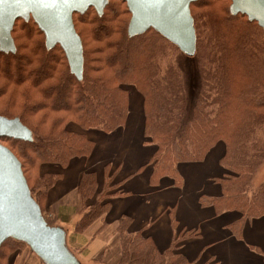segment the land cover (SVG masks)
<instances>
[{"label":"trees","instance_id":"obj_1","mask_svg":"<svg viewBox=\"0 0 264 264\" xmlns=\"http://www.w3.org/2000/svg\"><path fill=\"white\" fill-rule=\"evenodd\" d=\"M118 1L128 12L119 14L109 2L103 16L93 8L92 18L90 10L74 16L84 50L82 80L71 73L60 46L47 49L45 35L33 20L17 21L20 36L17 25L12 33L16 53L0 51V116L19 119L33 141L2 138L0 142L21 162L32 197L44 214L48 196L65 170L74 160L94 153L96 144L87 133L109 135L126 127L131 92L136 91L142 99L145 144L155 148L143 166L152 168V184L169 178L180 186V165L202 163L223 144L224 176L217 180L222 196H203L201 204L213 207L218 216L238 213L240 218L230 230L243 239L246 224L264 217V181L255 186L264 166V30L247 16L232 15L230 7L217 6L221 0H197L191 5L199 91L192 119L183 127L188 91L177 62L180 49L154 29L130 37L131 14L126 2ZM105 175L101 189L96 173L82 175L76 193L84 213L75 225L76 236L100 222L95 236L109 227L104 218L112 200L122 196L124 182L116 184L107 170ZM132 224V219L123 217L115 228L120 241L117 264H190L180 247L198 231L180 233L161 252L143 231L132 232ZM21 245L28 247L14 239L4 242L0 264H14ZM261 253L264 258V250Z\"/></svg>","mask_w":264,"mask_h":264},{"label":"crops","instance_id":"obj_2","mask_svg":"<svg viewBox=\"0 0 264 264\" xmlns=\"http://www.w3.org/2000/svg\"><path fill=\"white\" fill-rule=\"evenodd\" d=\"M130 100L131 110L134 108L135 112L132 116L130 110L126 127L109 135L88 132V138L96 144L89 158L74 160L65 172L58 168L47 170L64 172L63 179L48 196L47 207L73 196L84 173H96L101 189L107 170L109 176H115L116 184L124 182L122 196L112 200L111 209L104 218L114 232L120 220L128 217L133 220L132 232L143 231L161 252H165L180 233L194 230L198 231V236L180 247L190 264H264L261 253L264 250V217L246 224L243 239H239L230 230L240 218L238 213L218 216L213 207L201 204L203 196H222L217 180L224 176L220 160L225 154V146L219 144L202 163L180 165V186L169 178H163L160 185L152 184V168L143 166L149 162L155 148L145 144L141 97L132 91ZM101 224L103 222L97 224V229ZM89 231L79 236H85ZM95 232L86 247L90 248L98 239Z\"/></svg>","mask_w":264,"mask_h":264},{"label":"water","instance_id":"obj_3","mask_svg":"<svg viewBox=\"0 0 264 264\" xmlns=\"http://www.w3.org/2000/svg\"><path fill=\"white\" fill-rule=\"evenodd\" d=\"M131 14L130 37L154 29L181 52L195 55L197 37L191 5L197 0H123ZM109 0H0V51L15 54L12 33L16 22L33 20L45 35L46 47L60 46L71 73L83 79L84 50L75 14L93 8L103 16ZM231 14L247 16L264 30V0H232ZM32 142L31 131L19 119L0 116V139ZM9 239L28 245L46 264H77L66 248V233L50 227L32 197L23 167L15 154L0 142V247Z\"/></svg>","mask_w":264,"mask_h":264},{"label":"rangeland","instance_id":"obj_4","mask_svg":"<svg viewBox=\"0 0 264 264\" xmlns=\"http://www.w3.org/2000/svg\"><path fill=\"white\" fill-rule=\"evenodd\" d=\"M109 2L118 10L119 14L126 11V6L118 0H109ZM218 5L230 7L231 2L229 0H221L217 3V6ZM89 13L92 18L95 11L90 10ZM107 15H110V12L107 13ZM130 17L131 16H128V18ZM74 18L76 19L78 17L76 16ZM121 19H123V17L118 18V20ZM16 25L18 26L16 36L19 37L21 23L17 22ZM177 62L187 78L188 106L183 122L184 127L190 122L193 116V109L199 91V76L194 55L181 52V54L178 55ZM134 110V108L131 110L132 116L135 112ZM262 168L263 169L260 171L255 181L256 187L261 185L264 181V166ZM83 213V202L80 196L75 193L61 203H55L52 207H47V205L44 206L43 216L50 227L60 228L66 233V248L75 257L77 264H117L120 257V241L113 229H109L110 227L104 228L102 232L96 234L98 239L90 248L86 246L99 225L90 229L89 233L85 236L75 235V225L79 222ZM63 219H67V221ZM18 248L20 251H18L19 255L16 256L14 264H46L27 246L21 245L18 246ZM83 248H86L85 251L79 252V250Z\"/></svg>","mask_w":264,"mask_h":264}]
</instances>
